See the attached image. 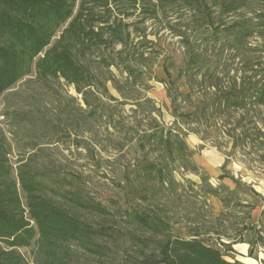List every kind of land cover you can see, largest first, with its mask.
<instances>
[{"label":"trees","instance_id":"1","mask_svg":"<svg viewBox=\"0 0 264 264\" xmlns=\"http://www.w3.org/2000/svg\"><path fill=\"white\" fill-rule=\"evenodd\" d=\"M78 1L0 0V97L35 73L41 82L64 81L74 87L96 118L97 102L108 94L109 84L117 92L122 90L117 75L125 84L134 80L135 85L159 53L156 46L164 37L184 41L195 19L212 29L214 39L223 36L230 51L239 52L248 48L250 40L264 38V11L237 18L264 0H81L79 6ZM252 51L258 57L210 109L213 118L231 111L254 112V128L244 130L241 138L264 141V128L258 126L264 125V44ZM140 147L144 157L128 179L130 194L150 207L131 206L117 219L96 200L65 190L60 177L28 163L15 171L0 128V264H82L87 256L108 262L111 247L120 248L123 240L131 245L130 253L124 251L127 264H243L227 261L219 248L198 236H170L167 207L154 206L161 191L177 184L174 164L198 170L182 135L162 128L144 137ZM224 190L226 194L216 189L212 194L227 208L236 192ZM247 208L250 213L256 206ZM119 223L135 229L124 230ZM252 230L256 238L250 256L255 244L264 248V210L261 228ZM224 246L226 252L232 251ZM30 248L31 263L18 251Z\"/></svg>","mask_w":264,"mask_h":264},{"label":"rangeland","instance_id":"2","mask_svg":"<svg viewBox=\"0 0 264 264\" xmlns=\"http://www.w3.org/2000/svg\"><path fill=\"white\" fill-rule=\"evenodd\" d=\"M262 11L264 3L255 2L237 18H251ZM196 21L184 41L168 34L164 37L156 46L159 53L135 85L134 80L125 84L117 75L122 90L117 92L109 84L108 94L97 102L96 118L74 87L64 81L41 82L33 73L0 97V128L10 145L9 159L15 171L28 163L53 178L60 177L65 190L96 200L117 219L131 206L150 207L132 198L128 180L143 161L140 143L144 137L162 128L180 133L194 152L198 170L174 164L177 184L161 191L154 206L167 207L170 236H198L232 262L237 254L246 253L247 246H233L235 252H226L224 245L238 240L250 223L258 221L264 208V141L241 138L244 130L254 128V112L231 111L213 118L210 108L258 57L252 50L260 49L264 38L252 39L248 48L234 52L224 46L223 36L214 39L212 29ZM258 126L264 128L262 123ZM225 188L236 192L227 208L212 194L215 189L226 194ZM250 206L256 208L249 213ZM245 240H250L248 234ZM130 246L123 240L120 248L111 247L108 262L87 256L81 263L127 264L124 251L130 253ZM262 248L256 245L254 254L264 264ZM32 249L18 250L29 263ZM240 260L249 264L247 260L254 259Z\"/></svg>","mask_w":264,"mask_h":264},{"label":"crops","instance_id":"3","mask_svg":"<svg viewBox=\"0 0 264 264\" xmlns=\"http://www.w3.org/2000/svg\"><path fill=\"white\" fill-rule=\"evenodd\" d=\"M255 210V209H254ZM254 210H252V212L254 211ZM264 210V208L262 209V211ZM262 211H261V214H260V218L258 219V221L256 222V223H250L249 225H248V227H250V229L251 230H248V231H244V233L243 234H241L240 236H239V238H238V240H233V242L232 243H230V244H228V245H231L230 247H231V249L233 248V246H234V248H236V246H247L246 247V253H243V252H241L240 254H237V256L235 257V258H233V260H232V262L234 261V260H236V261H239V262H241V263H243L241 260H240V258H243V257H248V258H251V259H254V260H247L248 262H249V264H261V263H263L262 261H259L258 260V256H256L255 254H253V256H250V250H251V243H254L255 242V238H256V235L254 234V232H253V228H255V229H260L261 228V220H262ZM249 218L250 219H252V216H251V214H250V216H249ZM249 235V237H250V240H245V237H246V235ZM251 235V236H250ZM260 246L259 244H255V246ZM263 250H264V248H262ZM232 252H235L233 249H232ZM264 252V251H263ZM248 253V254H247ZM253 253H254V250H253ZM258 263H257V262ZM243 264H245V263H243Z\"/></svg>","mask_w":264,"mask_h":264}]
</instances>
